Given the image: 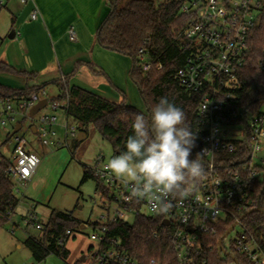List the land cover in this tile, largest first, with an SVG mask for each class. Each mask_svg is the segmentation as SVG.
<instances>
[{
  "label": "built area",
  "instance_id": "built-area-1",
  "mask_svg": "<svg viewBox=\"0 0 264 264\" xmlns=\"http://www.w3.org/2000/svg\"><path fill=\"white\" fill-rule=\"evenodd\" d=\"M20 2L26 4V0ZM262 3L264 0H187L182 6L181 12L188 18L182 36L189 43L190 52L178 79L186 90L203 94L197 113L206 124V134L199 150L206 160L205 174L196 189H189L187 196L173 200L166 213H158L153 211L147 199L133 197L131 185L126 186L106 170V163L93 167L95 177L102 184V190L95 192L103 214L99 217L100 222L84 223L79 229L91 227L89 238L94 243L88 255L80 256L79 261L84 257L80 264H140L125 252L119 238L109 236L113 225L132 223L139 216L157 219L159 226L168 229L180 264H211L205 258L211 250L207 237L215 235V225L229 220L234 222L232 231L237 227L240 231L228 249L224 244L219 247L221 258L225 260L229 254H236L245 257L250 264H264V235L259 239L254 237L242 222L241 215L254 207L249 199L248 184L236 168L223 167L216 162V156L233 152L235 143L241 141L248 153L245 170L248 177H264L260 176L264 175V159L259 158L264 152V112L239 107L228 112L226 100L232 95L224 90L237 86V76L246 65L255 30L260 25ZM4 4L5 0H0V9ZM30 20H37V11H32ZM68 38L71 42L76 41L73 28L68 30ZM138 61L142 72L153 67L143 50L138 52ZM257 66L264 72V58L257 62ZM156 67L161 68L160 65ZM41 100H47L52 111L61 109L65 114L67 101L49 102L44 90L22 101L0 99V129L6 131L8 124L13 126V131L17 125L22 129L18 118L30 119V111ZM36 122L30 130L34 127L41 145L47 146L50 138L55 136L52 128L57 118L41 115ZM64 129L67 137V123ZM71 135L75 136L74 133ZM16 142L12 156L8 157L10 165L7 169L15 186L16 183L27 184L40 164L38 156L26 149L24 139L17 137ZM26 225L38 233L44 226L35 218ZM72 235L71 231L65 233L68 238ZM231 260L230 264H238L232 257Z\"/></svg>",
  "mask_w": 264,
  "mask_h": 264
},
{
  "label": "trees",
  "instance_id": "trees-1",
  "mask_svg": "<svg viewBox=\"0 0 264 264\" xmlns=\"http://www.w3.org/2000/svg\"><path fill=\"white\" fill-rule=\"evenodd\" d=\"M186 1L110 0V11L98 29L97 41L102 48L130 59L129 76L143 100L145 116L150 115L152 106L161 97H167L184 111L186 123L191 126L197 137L190 157L195 159L206 134V124L197 113L203 94L186 90L178 79V73L183 69L190 52L189 43L182 36L188 21L187 16L181 12ZM139 50H143L146 58L153 63V67L147 72H142L138 67ZM261 58H264V3L261 6L260 25L255 30L246 65L237 76V86L234 89H224L232 95L231 99L226 100L228 112L238 107L257 112L264 106V72L257 66ZM158 65L161 66L160 69H157ZM0 73L21 77L24 80L35 79L36 75L17 71L3 61H0ZM49 84L59 90L56 97L48 99L49 102L67 101L66 120L75 123L83 134L92 126L100 137L111 145L115 155L118 156L125 151L126 140L133 135L132 124L135 115L140 112L128 106L125 101L113 103L81 87L70 86L67 77ZM49 84L39 87L26 85L20 90L0 85V99L26 100ZM233 121L236 123V120ZM247 161L246 145L241 141L235 143L233 152L216 156L217 164L236 168L244 182L248 184L249 199L255 208L257 197L264 189V177L249 178L245 171ZM203 164L205 168L204 158ZM9 165L10 159L0 154V228L9 223V217L19 203L14 195L15 184L7 174ZM88 179L95 181L96 191L102 190V184L95 177L92 168L83 166V181ZM201 181L202 178L188 185V189H196ZM259 206L264 211V193L261 194ZM242 222L254 237L259 239L264 235V215L252 213L246 215ZM233 224L234 222L229 220L215 225V235L207 237V244L211 246V250L205 258L211 264H230L233 262L231 257L238 264H250L245 257L236 254H229V258L225 260L220 256L219 242ZM43 225L39 237L29 236L23 245L37 263L44 261L51 254L65 262L68 254L64 248L68 240L65 233L72 232L73 227L78 226L80 229L84 223L76 221L70 215L53 211ZM109 236L119 238L125 252L140 264H151V261H154L153 264H180L168 229L159 226L157 219L139 216L132 223H117L111 227ZM74 264H80V261L77 260Z\"/></svg>",
  "mask_w": 264,
  "mask_h": 264
},
{
  "label": "rangeland",
  "instance_id": "rangeland-1",
  "mask_svg": "<svg viewBox=\"0 0 264 264\" xmlns=\"http://www.w3.org/2000/svg\"><path fill=\"white\" fill-rule=\"evenodd\" d=\"M14 1L19 2L21 7L26 6L29 2L26 0V4H23L20 0ZM27 22H32L30 14L27 17ZM3 31H0V59L3 60L5 52L10 60L12 57L19 59L18 38L14 40L9 38L13 30L5 32V34ZM39 49H41L44 59L35 62L38 70L33 66L35 60H32L31 55L27 56L25 60L31 69L28 73H39L36 79L24 80L20 77L0 73V85L11 87V89L25 88L26 85L27 87L44 85L43 83L46 82V77L43 75L46 72L43 70L44 61L46 58L54 59L55 55L52 45L47 47L43 42ZM106 52L109 55L102 59L101 66L93 64L91 68L95 71L99 70L98 72L101 73L104 72V80L108 82H102V86L113 88L111 95L107 97L120 99L117 103L126 99L125 102L128 106L144 114L146 112L145 105L129 76L130 59L113 51L106 50ZM16 69L27 70L22 66ZM43 90L48 99L59 94L58 88L51 84ZM110 98L109 100L113 101ZM260 110L264 112V106ZM41 115H54L57 118V123L52 128L55 136L50 138L47 146H42L37 135L30 130L31 126H36V119ZM18 121L21 122L22 129L14 136L10 137L13 132V126L10 124L7 125L6 131L0 129V154L11 157L17 145L16 138L21 137L27 143L26 149L38 156L40 164L33 178L27 184L16 183L14 188V195L19 203L11 221L0 228V264H74L81 255H88L90 248L94 247V243L89 238L91 227L87 226L82 231H79L78 226L72 228L73 235L68 238L64 247L68 252L65 262L51 254L44 261L37 263L23 242L29 236L38 238L39 233L34 228L28 227L26 222L35 218L38 222L45 223L53 211L70 215L80 223L100 222L99 217L103 213L98 206L99 197L95 192L96 183L92 179L83 181V166L100 167L102 163H107L117 155L114 154L111 145L103 140L92 126L86 129L85 138L78 141L77 136L80 133L78 126L71 120H66L61 109L52 111L50 105L42 109L36 116L27 120L18 118ZM65 123L68 127L67 137H65ZM71 133H74L75 136L73 137ZM259 158L264 159V152L259 154ZM12 230L13 233H11ZM239 231L238 227L235 228L223 240L226 249L229 248L230 242ZM18 244L20 248L16 247Z\"/></svg>",
  "mask_w": 264,
  "mask_h": 264
},
{
  "label": "crops",
  "instance_id": "crops-1",
  "mask_svg": "<svg viewBox=\"0 0 264 264\" xmlns=\"http://www.w3.org/2000/svg\"><path fill=\"white\" fill-rule=\"evenodd\" d=\"M34 10L37 11V20L27 22V17ZM109 11L108 0H29L24 7L14 0H5L0 9V31L4 30V34L14 31L13 40L18 38L20 56L19 59L12 57L10 60L5 52L0 61L17 71L29 72L31 69L25 60L31 55L32 60H35L33 66L38 70L35 62L44 59L39 49L44 42L47 47L52 45L55 58H46L44 61L43 70L46 72L43 75L46 82L43 84L67 77L70 86L81 87L110 101L107 96L111 95L113 88L102 86V82H108L104 80V72L91 68L93 64L100 67L102 59L109 55L106 54L107 49L102 48L97 41L98 29ZM70 28L76 33L75 42L69 41ZM21 66L28 71L16 69ZM35 74L36 79L39 73ZM111 100L113 103L120 101L118 98ZM16 247L20 248L19 244Z\"/></svg>",
  "mask_w": 264,
  "mask_h": 264
},
{
  "label": "clouds",
  "instance_id": "clouds-1",
  "mask_svg": "<svg viewBox=\"0 0 264 264\" xmlns=\"http://www.w3.org/2000/svg\"><path fill=\"white\" fill-rule=\"evenodd\" d=\"M133 135L125 143V151L105 165L137 199H147L153 211L166 213L172 201L188 194V185L205 174L203 154L190 159L196 133L186 123L184 111L161 97L150 115H135Z\"/></svg>",
  "mask_w": 264,
  "mask_h": 264
},
{
  "label": "water",
  "instance_id": "water-1",
  "mask_svg": "<svg viewBox=\"0 0 264 264\" xmlns=\"http://www.w3.org/2000/svg\"><path fill=\"white\" fill-rule=\"evenodd\" d=\"M10 39H13L14 38V31L11 33V35L9 36ZM47 106V100H41L39 101L33 108L32 110L30 111L29 113V116L30 118L34 117L35 115H37L42 109H44L45 107ZM21 129V125H17L14 129V131L11 133L10 137L17 133L19 130ZM31 132L33 134H35V128L32 127L31 128ZM85 138V134L83 133H79L78 136H77V140L78 141H81L82 139ZM117 154H119V152H116ZM264 193V189L261 190L260 194L258 195L257 197V205L255 208L251 209L250 211H248L245 215L242 216V218H244L246 215H249V214H252V213H259L261 215H264V211L261 210L260 206H259V200H260V197H261V194ZM233 227H231L229 230H227V232L225 233V235L223 236L222 240L225 239L229 234L230 232L232 231ZM222 240H220L219 242V247L222 248ZM81 262L84 261V257H81L80 259Z\"/></svg>",
  "mask_w": 264,
  "mask_h": 264
}]
</instances>
